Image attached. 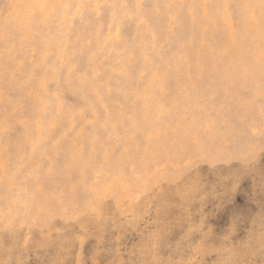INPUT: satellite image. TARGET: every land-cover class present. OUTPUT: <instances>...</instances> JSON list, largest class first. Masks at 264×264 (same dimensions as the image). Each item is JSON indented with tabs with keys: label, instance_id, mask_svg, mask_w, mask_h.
Returning a JSON list of instances; mask_svg holds the SVG:
<instances>
[{
	"label": "rangeland",
	"instance_id": "rangeland-1",
	"mask_svg": "<svg viewBox=\"0 0 264 264\" xmlns=\"http://www.w3.org/2000/svg\"><path fill=\"white\" fill-rule=\"evenodd\" d=\"M0 264H264V0H0Z\"/></svg>",
	"mask_w": 264,
	"mask_h": 264
}]
</instances>
